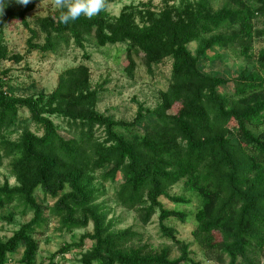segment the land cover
<instances>
[{"label":"trees","instance_id":"16d2710c","mask_svg":"<svg viewBox=\"0 0 264 264\" xmlns=\"http://www.w3.org/2000/svg\"><path fill=\"white\" fill-rule=\"evenodd\" d=\"M60 11L37 19L43 46L33 43L36 35L23 13L18 17L8 13L0 22V64L18 61L3 45L1 30L19 18L32 33L27 43L31 50L54 53L73 44L84 51L85 37L93 35L101 48L125 44L130 62L142 57L148 72L169 60L170 79L156 108H140L127 123L97 111L101 90L92 87L85 65L64 71L51 94L31 97L9 94L6 72H0V167L11 160L17 184L14 188L8 182L0 184V211L17 203L22 216L32 215L8 240L0 239V264H8L17 254L19 264H36L39 243L34 235L46 223L45 212L57 221L59 232L71 234L92 226L91 234L82 235L78 244H66L56 253L81 249L88 240L92 246L81 255L80 264H202L191 258L190 245L164 225L170 219L185 220L184 214L165 209L160 201L188 205L187 199L167 193L179 183L200 201L191 236L205 260L260 264L264 257V48L254 58L255 69L233 79L229 97L220 93L228 79L204 73L199 61L222 58L211 56L216 50L253 59L254 43L264 38V0H223L217 10L211 0L187 1L180 7L165 2L160 8L142 3L124 7L117 17L105 10L68 25L58 22ZM133 68L134 64L127 72ZM174 108L177 111L172 113ZM22 110L36 132L25 128L17 141H10L7 137L16 132ZM52 117L65 124L67 138L60 136ZM103 183L115 186L117 205L135 213L142 225L159 212L161 234L179 256L171 259L167 247L159 251L134 247L131 241L136 235L130 230L113 232L97 204ZM47 199L51 206L45 205Z\"/></svg>","mask_w":264,"mask_h":264},{"label":"rangeland","instance_id":"374dc122","mask_svg":"<svg viewBox=\"0 0 264 264\" xmlns=\"http://www.w3.org/2000/svg\"><path fill=\"white\" fill-rule=\"evenodd\" d=\"M195 0H105L106 11L112 17H117L122 9L127 6H137L142 3H151L153 7L160 8L167 2L174 7H180L184 2ZM213 8L219 9L223 0H211ZM58 9L55 0H29L26 5L21 4V0H0V22L8 13L19 16L23 13L29 30L36 35L32 39L35 45H44V35L41 34L37 25L38 18H45L52 15ZM26 29L19 18L10 20L1 30L3 45H5L11 55L18 58L16 60L4 61L0 64V72H6L4 81L7 84L6 90L15 97H31L40 94L49 95L57 87L59 76L70 68L85 65L90 74L93 88L101 90L100 101L97 104V111L106 116L112 117L116 121L131 123L140 108L143 110H153L159 103V97L170 79L171 62L166 60L148 72L143 65L142 57L134 59L133 63L126 57V45L98 47L93 35L85 37L84 51L77 49L73 44L62 46L54 53L39 52L28 47V41L32 33ZM264 48V38L257 40L252 49L253 59L245 60L238 58L229 51L216 50L211 56L218 54L222 58L207 61L201 58L199 68L206 74H219L228 79L226 87L220 93L229 97L233 94V79L243 71H253L255 69L256 55ZM195 44L190 45L192 53L195 52ZM134 64L132 73L127 72V68ZM177 108L172 110L175 113ZM20 122L16 132L7 137L10 141H17L25 128L31 132H36L35 126L31 123L26 111H20ZM53 123L60 129V136L67 138L66 126L58 118L52 117ZM142 129V128H140ZM101 131H98L100 134ZM40 134V133H38ZM96 179H99L96 176ZM121 181V180H120ZM118 179V183H120ZM8 182L9 186H17L11 172V160H4L0 167V184ZM98 182L94 185L97 186ZM97 199V204L101 206L107 215V221L111 223L113 232H123L130 230L136 237L131 241L134 247H140L146 251H159L169 248L171 259L179 256L173 243L165 238L159 227V212L147 225H142L135 213L128 212L120 208L114 199L115 186L111 183H103ZM99 188V187H98ZM171 197H182L190 203L188 205H176L161 198L163 207L167 210H174L185 215V220L170 219L165 222V226L175 232V237L190 245L191 258L195 262L202 264H216L208 262L203 257L199 248L193 243L191 232L195 228L194 216L199 208L200 201L195 194L186 190L182 183L168 189ZM37 201L43 200L41 193H37ZM45 205L51 206L50 199L45 201ZM21 209L17 203L8 209L0 211V239L8 240L14 232L22 225L29 223L32 215H21ZM7 218H10L7 219ZM46 223L36 229L34 238L39 243V251L36 264H80L83 253L89 250L92 243L84 241L81 249H74L63 255L56 253L66 244H78L82 235L92 232V226L86 229L75 230L69 234L66 231L59 232V225L53 218H49L47 212L44 214ZM19 255L11 256L8 264H19ZM260 264H264V257L260 259Z\"/></svg>","mask_w":264,"mask_h":264},{"label":"clouds","instance_id":"9594fccd","mask_svg":"<svg viewBox=\"0 0 264 264\" xmlns=\"http://www.w3.org/2000/svg\"><path fill=\"white\" fill-rule=\"evenodd\" d=\"M57 7L61 10L58 22L68 25L81 17L91 19L106 10L105 0H55ZM29 0H21L26 5Z\"/></svg>","mask_w":264,"mask_h":264}]
</instances>
